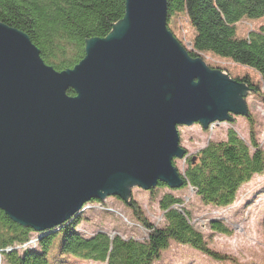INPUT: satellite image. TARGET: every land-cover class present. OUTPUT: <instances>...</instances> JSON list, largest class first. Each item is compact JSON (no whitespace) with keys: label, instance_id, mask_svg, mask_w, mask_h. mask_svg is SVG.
<instances>
[{"label":"water","instance_id":"water-1","mask_svg":"<svg viewBox=\"0 0 264 264\" xmlns=\"http://www.w3.org/2000/svg\"><path fill=\"white\" fill-rule=\"evenodd\" d=\"M124 1L123 20L63 72L0 23V211L38 241L90 201L126 202L131 185L180 188L177 128L247 115L248 88L191 57L168 30L167 0Z\"/></svg>","mask_w":264,"mask_h":264},{"label":"trees","instance_id":"trees-1","mask_svg":"<svg viewBox=\"0 0 264 264\" xmlns=\"http://www.w3.org/2000/svg\"><path fill=\"white\" fill-rule=\"evenodd\" d=\"M181 13L194 29V52H208L231 60L251 69L264 82V26L243 39L237 37L235 27L244 18H264V0H167V27L170 18ZM124 16V0H0V23L26 34L40 51L44 63L57 72L77 66L85 57L87 41L106 38ZM190 56L197 57L192 52ZM235 81L254 94L260 92L248 77ZM67 95L75 93L68 90ZM188 158L184 173L178 171L183 182L181 189L196 190L200 201L213 207L230 206L243 185L264 173V149L254 132L247 143L229 129L225 140L209 143L195 157ZM155 188L170 186L160 181ZM95 201L98 200L89 203ZM182 203L183 200L171 194L163 195L159 209L164 225L157 227L142 218L131 198L126 201L148 232L143 241L111 238L104 232L85 237L77 230L83 221L78 215L57 230L37 234L39 242L34 249L21 253H4V250L27 242L35 232L0 211V254L5 264H48L50 248L58 241L61 255L105 264H154L169 244L175 242L214 260H224L209 249L202 233L192 225L189 213L180 207ZM210 228L228 233L216 221L210 222Z\"/></svg>","mask_w":264,"mask_h":264},{"label":"rangeland","instance_id":"rangeland-1","mask_svg":"<svg viewBox=\"0 0 264 264\" xmlns=\"http://www.w3.org/2000/svg\"><path fill=\"white\" fill-rule=\"evenodd\" d=\"M261 26H264V18H244L235 25L236 35L240 39L247 38L250 32L257 31ZM168 29L186 51L195 53L209 68L220 70L234 80L248 77L260 91L254 94L243 90L245 95L240 96V99L243 100L247 115L232 114L230 118L234 122L212 124L213 127L209 129H204L202 124L177 128L180 147L185 151L183 159L174 160L173 164L177 170L184 173L188 157H195L209 143L225 140L229 129L234 130L247 143L251 132H254L256 140L264 149V82L261 78L251 69L236 65L231 60L208 52H194L192 46L195 32L184 13L170 18ZM181 187L144 191L136 185H131L127 187L129 196L126 201L131 198L139 208L142 218H146L154 226L162 227L164 220L159 209L160 199L165 194L180 198L183 200L180 207L189 213L192 225L202 233L209 249L224 260H214L193 248L171 242L154 264H264V173L254 176L243 185L234 203L224 208L205 205L195 195L194 189ZM136 216L137 214L126 206L124 199L116 196L104 197L103 200L84 205L81 212L83 221L77 230L85 237L104 232L111 238L120 236L124 239L143 241L148 232L139 224ZM212 221L223 226L228 233L212 230ZM58 245L56 241L50 248L48 264H105L61 255ZM1 264H5L4 260L3 263L1 260Z\"/></svg>","mask_w":264,"mask_h":264},{"label":"built area","instance_id":"built-area-1","mask_svg":"<svg viewBox=\"0 0 264 264\" xmlns=\"http://www.w3.org/2000/svg\"><path fill=\"white\" fill-rule=\"evenodd\" d=\"M209 127H213V126H209ZM38 243V238L36 237V235H33L27 242L22 243V244H15L13 246L8 247L7 249L4 250V253H11V252H18L21 253L27 249H34V246ZM1 260L3 263V259L1 257L0 254V264H1Z\"/></svg>","mask_w":264,"mask_h":264},{"label":"bare ground","instance_id":"bare-ground-1","mask_svg":"<svg viewBox=\"0 0 264 264\" xmlns=\"http://www.w3.org/2000/svg\"><path fill=\"white\" fill-rule=\"evenodd\" d=\"M232 114H230V116H231ZM226 122H228V121H226ZM222 123H224V122H222ZM211 126H212V124H211ZM176 159H178V158H176Z\"/></svg>","mask_w":264,"mask_h":264}]
</instances>
